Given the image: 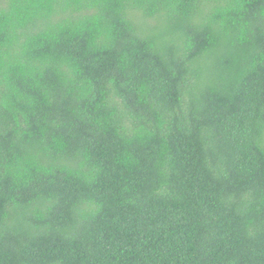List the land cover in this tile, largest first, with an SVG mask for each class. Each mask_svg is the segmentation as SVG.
Wrapping results in <instances>:
<instances>
[{
	"label": "trees",
	"instance_id": "trees-1",
	"mask_svg": "<svg viewBox=\"0 0 264 264\" xmlns=\"http://www.w3.org/2000/svg\"><path fill=\"white\" fill-rule=\"evenodd\" d=\"M0 264H264V0H0Z\"/></svg>",
	"mask_w": 264,
	"mask_h": 264
}]
</instances>
